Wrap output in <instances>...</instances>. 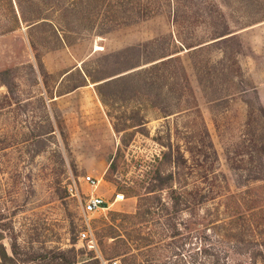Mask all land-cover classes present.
I'll return each instance as SVG.
<instances>
[{
    "label": "rangeland",
    "instance_id": "rangeland-1",
    "mask_svg": "<svg viewBox=\"0 0 264 264\" xmlns=\"http://www.w3.org/2000/svg\"><path fill=\"white\" fill-rule=\"evenodd\" d=\"M28 1V14L41 2L51 18L61 14L55 0ZM97 2L103 3L99 11L87 12L96 6L92 0L65 12L81 29L71 44L54 47L57 25L30 30L16 0H0V67H15L20 99L18 104L5 101L0 109V243L8 255H1L0 248V264H63L68 259L69 264H216V256L204 252L208 244L201 243L200 228L214 238L225 237L242 258L247 256L246 264H264L259 254L264 255V177L245 179L264 162V113L258 106L264 110V0ZM229 30L236 37L222 46L227 55L218 66L221 48L205 43ZM29 31L34 37L45 35L51 46H31ZM150 40L146 50L154 56L161 47L205 41L177 52L189 77L180 100L177 89L167 94L164 87L155 101L158 108H144L130 97L104 105L85 72L109 78L148 65L121 72L138 51L118 58L105 54ZM205 69L210 74L201 82ZM79 83L85 84L75 86ZM164 110L170 113L163 116ZM131 119L142 123L125 129L121 142L122 131L114 129L113 121ZM188 139L199 143L198 157L186 149ZM169 142L178 143L187 158L180 167L189 191L186 206L167 212L154 207L135 224L122 220L121 213L134 212L138 199L124 188L142 177ZM113 156L116 169L108 172ZM161 167L173 168L166 161ZM86 174L99 178L96 187L82 178ZM70 183L76 191L68 189ZM115 190L125 199L83 211L85 193L110 200ZM157 193L170 206L168 189ZM201 194L204 200L195 202ZM84 228L89 236L80 239ZM251 253L256 259L248 258Z\"/></svg>",
    "mask_w": 264,
    "mask_h": 264
},
{
    "label": "trees",
    "instance_id": "trees-1",
    "mask_svg": "<svg viewBox=\"0 0 264 264\" xmlns=\"http://www.w3.org/2000/svg\"><path fill=\"white\" fill-rule=\"evenodd\" d=\"M45 1V0H42ZM92 0H68L67 2H61L59 0H55V8L61 11V14L51 18L47 15L44 11V3L41 2L37 7L33 9L31 13H26V6L30 4L28 0H16L18 10H19V17L27 22L29 25L30 30L38 27L39 25H57V29H61L62 33L59 34L57 29H53V33L55 36V40L58 42L54 44V47L60 45H68L75 41L74 33H79L81 29V24L79 21L73 19H67L65 16V12L68 11L72 6L78 4H84L86 2H90ZM96 2V6L92 9H89L87 12L91 10H98L100 6L103 5V0H94ZM121 1H130V0H119ZM85 17V18H84ZM84 20H88L87 14L83 16ZM235 33H231V31H223L211 38V41L205 43H213L217 48H221V54L218 59V66L223 61L225 56L227 55V51L222 48L226 43L230 40H233L236 36ZM47 38L45 35H39L34 37L32 32L29 31V41L31 46L35 47L36 44L44 46L45 49H48L49 41L46 40ZM150 41H145L138 45L127 46L124 49L117 50L115 52L106 53L105 55H110L112 58H118V55H122L121 53L130 52L134 49L138 51V55L136 54V60L132 59V62L128 63L131 64L130 66L126 67L121 70H127L128 68H132L138 66L144 62H151L148 65L137 67L135 69L129 70L127 72H123L109 78L106 77H99L96 78L93 74L89 73L88 71L85 72V76L88 75L91 78L92 82L94 83L95 90L98 94L99 99L101 102L106 106H111L116 99L119 98L120 101L125 100L127 98H135L139 101V106H143L144 108L153 107L158 108V103L155 101H159L161 99V92H163L165 87V92L168 94L172 90H178L177 97L181 98L184 89L189 87V77L185 72V68L183 64L179 61V57L177 56V52L180 50L186 49V51L193 50L197 47H201L204 45L205 41L199 42L197 44H188L185 48L176 49L173 47H161V49L156 53L157 55L154 56L151 49H147ZM143 47V48H142ZM143 49H145L146 53H144ZM235 49H231L234 51ZM140 51V52H139ZM236 51V50H235ZM148 54V55H147ZM147 55V56H146ZM154 56V57H153ZM108 57V56H107ZM135 57V55H134ZM132 57V58H134ZM38 59V57H37ZM209 61V60H208ZM218 69V70H217ZM216 76L220 75L219 67H216ZM118 73V72H117ZM210 71L205 69L201 75V82L208 78ZM233 79V77H232ZM79 83L75 86H78ZM5 86V91H0V109L4 107L3 102L5 101H12L15 103H20V99L16 96V89H17V82H16V73L14 66H6L0 67V86ZM74 86V87H75ZM73 87V88H74ZM122 96V97H121ZM50 98L53 96H49ZM190 100V98L188 97ZM11 104V103H10ZM157 106V107H156ZM260 111L262 114L264 113L263 106L258 104ZM138 109V107H136ZM189 108L185 106L180 109ZM170 112L168 110H164L162 115L166 116ZM264 115V114H263ZM132 121L123 123H119V121H113V127L116 131H122L120 134L121 142H124V135L126 134L127 129L130 126L137 125L140 126L142 121H138L135 119H131ZM134 122V123H133ZM38 134V133H36ZM199 133H195L194 136H198ZM187 147L186 149L189 151L190 156L198 157L200 153V145L196 141H186ZM11 144L1 146L2 149L10 146ZM120 150V149H118ZM264 150V144L261 145V150ZM166 161L171 163L173 168H165L161 167V164ZM187 158L184 155L183 151L179 149L178 143L173 145L172 143H167V148L160 151L159 155L154 156V162L144 171L142 177L138 180H135L132 184L128 185L127 188H124L127 195H138L136 209L132 213L123 212L121 213L122 220L124 218L129 219L131 224H135L136 222H140L145 220V215L147 213H151L154 207H159L161 210L167 212V208L171 207L174 211L180 210L182 206H186V191L185 187V177L180 174V167L183 163H186ZM116 169V160L114 156L111 159V162L108 165V172H111ZM259 179L264 177V162L262 160L256 164L255 175H247L245 177L246 180L248 179ZM252 179V180H253ZM240 184V183H237ZM118 188H122L121 185H118ZM140 189H143L140 191ZM161 189H168L169 196L171 198L170 206L165 203L164 200L161 199V196L157 193ZM189 192V191H187ZM206 194H201L199 197L196 198L195 202H201L204 200ZM185 204V205H183ZM259 208H262L259 206ZM264 208V207H263ZM228 220L227 222H230ZM215 226H219V223L215 222ZM125 228V227H124ZM134 226L131 227L132 230ZM176 228V227H175ZM126 230V229H125ZM178 230V229H177ZM230 231V228L228 229ZM128 232V231H127ZM181 231L178 230L177 233ZM130 234V233H129ZM199 236L201 238V243L207 246H203L205 253H210L211 255H215V263L216 264H246L245 258H242L244 255L240 253L241 251L233 244L227 243L224 241V238H214L213 236L209 235L206 231L200 228ZM149 244V243H146ZM260 244V243H257ZM214 246L216 249H211ZM1 248V255H6L7 253L4 251L2 244L0 243ZM68 250L73 251L72 253L75 254L72 247L68 248ZM259 254H261V258L264 260L263 251L260 250ZM248 255V254H247ZM256 254L251 253L248 258L256 259ZM72 261L68 259L63 264H69ZM12 264V263H11Z\"/></svg>",
    "mask_w": 264,
    "mask_h": 264
},
{
    "label": "built area",
    "instance_id": "built-area-1",
    "mask_svg": "<svg viewBox=\"0 0 264 264\" xmlns=\"http://www.w3.org/2000/svg\"><path fill=\"white\" fill-rule=\"evenodd\" d=\"M82 178L87 182V184H89L92 187H96L99 182V178L91 174L83 175ZM68 189L70 191H76L77 187L76 185H72L70 183L68 185ZM85 194H86V197L83 203V211L85 213L94 211L96 209L106 208L110 204H112V202L114 201L125 199L124 193L119 190H115L113 192L110 200H108L107 198H104L101 194L93 192V191L87 192ZM88 236L89 234L86 228L79 230L78 237L80 239H86L88 238Z\"/></svg>",
    "mask_w": 264,
    "mask_h": 264
}]
</instances>
